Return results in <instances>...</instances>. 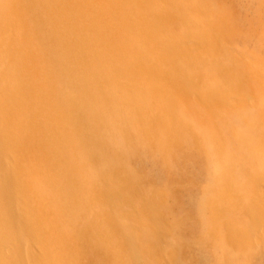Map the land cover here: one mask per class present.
I'll return each mask as SVG.
<instances>
[{"label":"bare ground","instance_id":"6f19581e","mask_svg":"<svg viewBox=\"0 0 264 264\" xmlns=\"http://www.w3.org/2000/svg\"><path fill=\"white\" fill-rule=\"evenodd\" d=\"M169 3L0 0V264H132L117 234L131 241L136 264H148L149 256L172 264L179 254L164 247V227L151 216L162 206L148 194L161 192L150 191L127 164L141 133L153 141L163 119L174 124L169 108L184 93L196 92L212 110L220 101L173 66L180 55L209 53L211 44L195 46L179 35L163 51L162 29L178 17L161 9ZM240 94L236 100L246 99ZM157 98L168 105H156ZM149 162L159 178L155 159ZM254 179L264 185V177ZM131 183L143 189L140 195ZM232 188L215 191L212 220L226 224V239L241 241L251 229L242 233L223 218L229 205L240 206ZM257 200L244 206L252 229L264 220V194ZM187 201L203 211L204 195L190 192ZM203 245L191 258L208 261Z\"/></svg>","mask_w":264,"mask_h":264},{"label":"rangeland","instance_id":"374dc122","mask_svg":"<svg viewBox=\"0 0 264 264\" xmlns=\"http://www.w3.org/2000/svg\"><path fill=\"white\" fill-rule=\"evenodd\" d=\"M170 2L161 9L180 18L172 21L170 27H163L160 37L164 43L163 51L169 48L168 44L180 39L179 35H187L188 41L195 46L211 44L213 50L210 55L202 51L180 55L173 66L176 70L183 69L178 70L188 77L195 78L199 91L214 93L220 101L212 110L202 105L196 92L184 93L185 99L176 101L169 108L172 109L174 124L169 127V122L163 119L162 124L155 128L153 141L141 133L133 142L135 155L127 159V164L142 173L150 191L158 189L161 192L159 197L150 194L148 197L155 202L159 199L162 206L159 216L152 211L151 216L164 227L167 237L164 247L179 253L170 263L264 264V220L252 229L250 215L244 210L247 202L256 203L257 195L264 194V185L254 179L264 177V0ZM226 75L228 78L235 77L225 81ZM240 93H246L243 97L245 101L235 99L241 96ZM161 98L156 99V105H168ZM168 133L171 134L169 137ZM224 141H229L225 147ZM151 158L155 159L159 178L150 167ZM213 166H217L214 172L211 170ZM207 173L209 182L204 184L202 175ZM226 186L236 191L240 206L229 205L223 213L224 220L230 222L235 230L252 231L250 237L244 233L241 241L236 237L226 239L222 232L226 224L221 219L212 220L211 207L217 202L215 191L220 192ZM131 188L136 196L143 191L137 183H131ZM190 192L204 195L205 204L201 213L187 201ZM229 199L232 200V197ZM134 200V205L139 204L137 197ZM116 236L128 248L129 262L136 264L131 241L123 234ZM141 242L153 253L156 252L148 239L141 237ZM203 242L209 258L206 262L197 259L200 256L198 250L205 248ZM1 252L6 253V250L2 248ZM14 254L23 256V251L17 249ZM193 254L197 258H191ZM76 261L83 264L82 259ZM146 261L157 264L150 256L146 257ZM165 263L168 264L164 259L158 264Z\"/></svg>","mask_w":264,"mask_h":264}]
</instances>
